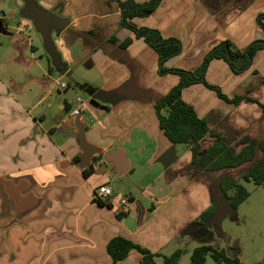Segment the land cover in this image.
<instances>
[{
  "label": "crops",
  "instance_id": "obj_1",
  "mask_svg": "<svg viewBox=\"0 0 264 264\" xmlns=\"http://www.w3.org/2000/svg\"><path fill=\"white\" fill-rule=\"evenodd\" d=\"M35 1L63 20L52 37L64 67L51 63L40 33L23 17L24 2L0 0V20H9L0 35V264H112L107 244L116 236L161 253L203 233L197 224L203 212L231 208L221 179H241L262 154L235 168H196L193 144L171 143L160 126L155 105L180 80L162 70L195 71L225 40L239 50L264 40V0H162L127 26L122 3L151 0ZM145 27L177 39L181 52L161 63L134 31ZM205 81L243 100L231 104L205 84H192L181 98L198 117L228 146L244 137L263 141L264 49L238 75L225 61H211ZM79 97L86 102L85 142L101 150L84 167L72 135ZM214 142L206 136L200 153ZM105 185L113 197L99 204L93 195ZM124 197L127 207L120 205ZM141 259L132 250L118 264Z\"/></svg>",
  "mask_w": 264,
  "mask_h": 264
},
{
  "label": "trees",
  "instance_id": "obj_2",
  "mask_svg": "<svg viewBox=\"0 0 264 264\" xmlns=\"http://www.w3.org/2000/svg\"><path fill=\"white\" fill-rule=\"evenodd\" d=\"M161 2L162 0H151L142 5L134 2L122 3V7L126 9L123 15L124 21L122 25L127 26V20L134 16H149L158 8ZM263 19L264 14L259 17L261 28L264 31ZM134 31L138 37L144 38L158 52L161 63L181 52V43L177 39H164L158 30L145 27L139 30L134 29ZM129 44L130 40H127L122 46L125 47ZM262 49H264V40L252 42L245 50H239L229 40H225L205 55L201 66L195 71L163 69V73L177 75L180 80L155 105L160 126L169 141L173 144H193L192 162L196 168L203 171H219L235 168L246 162L253 161L256 151L260 150L262 154L261 158L254 163L241 179L226 176L220 181L223 195L229 200L230 207L233 210H236L250 196V193L241 184V181H252L257 186L264 184V140L257 142L256 140L244 137L237 142L235 147L228 146L225 138L220 133L211 130L206 121L198 117L193 107L182 100L181 93L184 88L192 84L203 83L207 87L216 90L219 97L224 101L231 104L239 103L243 100L242 97L234 99L228 98L219 88L210 86L205 81V73L211 61L217 59L225 61L235 74H241L251 67L255 55ZM206 136L214 138L215 142L202 155L200 153L202 149L201 143ZM239 146H243V149L237 152ZM75 161H78V159H75ZM88 173L87 170L84 171V174ZM97 202L99 204L104 203L101 201ZM215 211L216 206H211L201 214L199 220L207 221L211 219L214 217ZM132 250H137L142 254L141 264H156V258L161 256L159 253H152L139 244L121 236L112 238L107 244V252L112 259V264H118L125 260ZM231 250L236 251V253L231 255L227 250H219L211 245L199 246L193 250L189 264H204L206 262V256L209 254L215 264H243L238 257V248H231ZM182 254V250L175 251L169 257L164 258V264H178Z\"/></svg>",
  "mask_w": 264,
  "mask_h": 264
},
{
  "label": "rangeland",
  "instance_id": "obj_3",
  "mask_svg": "<svg viewBox=\"0 0 264 264\" xmlns=\"http://www.w3.org/2000/svg\"><path fill=\"white\" fill-rule=\"evenodd\" d=\"M8 21L6 19L5 23ZM241 184L250 193L243 204L236 210L229 207L230 210L219 211L218 215L216 209L213 221L212 218L207 221L198 219L197 224L205 227L203 233L188 236L187 241L179 243V246L174 244L167 247L156 258L157 264H164V258L177 248L183 251L178 264H189L193 250L203 245L225 249L231 255L236 253L231 248L237 247L238 257L243 264H264V184L257 186L252 181H241ZM209 221L211 223L207 224ZM209 241L211 244H207ZM204 264H215L210 254L206 256Z\"/></svg>",
  "mask_w": 264,
  "mask_h": 264
},
{
  "label": "water",
  "instance_id": "obj_4",
  "mask_svg": "<svg viewBox=\"0 0 264 264\" xmlns=\"http://www.w3.org/2000/svg\"><path fill=\"white\" fill-rule=\"evenodd\" d=\"M25 3V11H22L23 17L33 23L35 26V29L37 32L40 33L42 40H43V47L45 51L47 52L51 63L56 67L57 70H60L64 67V64L62 63L61 56L58 53L54 42L52 33L53 32H59L63 24V20L61 18L57 17L51 12H47L40 8V6L37 4L35 0H22ZM23 8V9H24ZM26 12V13H24ZM5 26L2 21H0V35L2 34ZM74 126L77 128V134H72L73 136L77 137V140L79 142V145L83 151L84 158L81 162V165L84 167L88 164L91 155L93 154H99L101 153V150L90 146L85 142L84 139V132L85 127L82 124L81 118L77 117L74 120Z\"/></svg>",
  "mask_w": 264,
  "mask_h": 264
},
{
  "label": "built area",
  "instance_id": "obj_5",
  "mask_svg": "<svg viewBox=\"0 0 264 264\" xmlns=\"http://www.w3.org/2000/svg\"><path fill=\"white\" fill-rule=\"evenodd\" d=\"M57 87H59L62 90H65L67 88V84L65 82L57 81L56 83ZM85 100L83 98H77L75 101V106L72 111V116L74 118L80 117L82 118L84 109H85ZM94 200L95 201H101V202H108L113 197V190L110 186H100L98 187L94 192ZM129 199L124 197L120 200V205L122 207H127L129 204Z\"/></svg>",
  "mask_w": 264,
  "mask_h": 264
},
{
  "label": "flooded vegetation",
  "instance_id": "obj_6",
  "mask_svg": "<svg viewBox=\"0 0 264 264\" xmlns=\"http://www.w3.org/2000/svg\"><path fill=\"white\" fill-rule=\"evenodd\" d=\"M25 6V3H24V5H23V7ZM0 21H2L3 23H4V25H5V22L3 21V20H0Z\"/></svg>",
  "mask_w": 264,
  "mask_h": 264
}]
</instances>
